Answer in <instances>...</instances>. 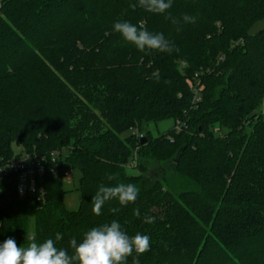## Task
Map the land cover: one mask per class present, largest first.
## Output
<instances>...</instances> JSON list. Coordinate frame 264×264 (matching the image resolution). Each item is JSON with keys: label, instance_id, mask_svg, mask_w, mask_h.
<instances>
[{"label": "trees", "instance_id": "obj_1", "mask_svg": "<svg viewBox=\"0 0 264 264\" xmlns=\"http://www.w3.org/2000/svg\"><path fill=\"white\" fill-rule=\"evenodd\" d=\"M134 3L0 0V167L32 155L58 172L40 201L18 196L16 175L0 181V243L59 232L67 248L115 219L150 237L140 264H264V30L249 35L264 0H172L163 14ZM121 21L179 51L140 52L114 30ZM163 122L165 133H141ZM65 166L81 174L76 212L63 204ZM118 183L139 188L135 203L94 215L99 186Z\"/></svg>", "mask_w": 264, "mask_h": 264}, {"label": "clouds", "instance_id": "obj_2", "mask_svg": "<svg viewBox=\"0 0 264 264\" xmlns=\"http://www.w3.org/2000/svg\"><path fill=\"white\" fill-rule=\"evenodd\" d=\"M137 6L147 13L163 14L172 7V0H138V5H129L133 10ZM182 19L185 23L195 22V18L187 14ZM178 22L173 19L174 24ZM114 30L140 52L170 54L179 51L163 33L148 31L143 22L138 26L128 21L116 22ZM153 76L159 79L156 73ZM108 179L113 180L115 177L109 176ZM138 194L139 188L132 183H118L115 186L101 184L91 200L92 212L100 216L104 206L113 201L118 202L121 208L134 204ZM109 211L117 213L120 208L112 207ZM133 215L140 216L138 208L133 209ZM144 222L152 224L155 217L145 216ZM61 240L62 233L59 232L55 233L54 238L49 237L43 241H38L34 233H28L23 245H17L15 239L8 238L0 243V264H127L129 257H133L132 264H140L138 257L151 248L148 235L140 232L130 235L115 219L92 227L80 241L72 238L67 248L58 246Z\"/></svg>", "mask_w": 264, "mask_h": 264}, {"label": "built area", "instance_id": "obj_3", "mask_svg": "<svg viewBox=\"0 0 264 264\" xmlns=\"http://www.w3.org/2000/svg\"><path fill=\"white\" fill-rule=\"evenodd\" d=\"M54 156L52 163L56 164L59 155ZM9 174L17 176L16 190L20 198H34L37 201H40L46 193L44 187L46 176L49 174L58 176L56 167L53 168L46 158L32 155H22L0 167V181ZM63 177L70 179V174L65 172Z\"/></svg>", "mask_w": 264, "mask_h": 264}, {"label": "rangeland", "instance_id": "obj_4", "mask_svg": "<svg viewBox=\"0 0 264 264\" xmlns=\"http://www.w3.org/2000/svg\"><path fill=\"white\" fill-rule=\"evenodd\" d=\"M263 30H264V22L259 21L249 29V35L251 36L257 35ZM257 114H261L264 116V100L260 108L258 109ZM171 127H172V122H163L158 126L144 124L141 128V133L145 134L148 130H151L153 136H157L165 133ZM13 149L16 155L17 154L20 155L23 151L22 147L14 146ZM67 156H68V151L66 150L63 151L62 152L63 160H65ZM63 172L64 173L68 172L70 174V179L64 178L62 181L63 204L68 211L76 212L81 204V192H80L81 174L78 169H73L70 166H65ZM129 173L136 175L138 172L130 171ZM30 219H31L30 225L33 228L34 214L32 213V211L30 213Z\"/></svg>", "mask_w": 264, "mask_h": 264}]
</instances>
